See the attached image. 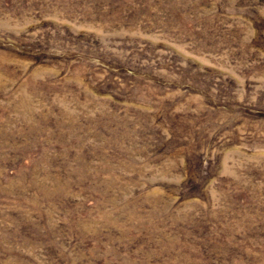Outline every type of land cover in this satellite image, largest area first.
Listing matches in <instances>:
<instances>
[{
	"label": "rangeland",
	"instance_id": "374dc122",
	"mask_svg": "<svg viewBox=\"0 0 264 264\" xmlns=\"http://www.w3.org/2000/svg\"><path fill=\"white\" fill-rule=\"evenodd\" d=\"M0 264H264V0H0Z\"/></svg>",
	"mask_w": 264,
	"mask_h": 264
}]
</instances>
